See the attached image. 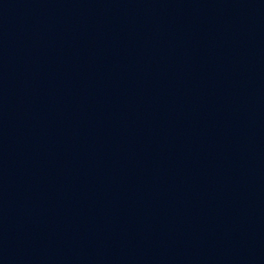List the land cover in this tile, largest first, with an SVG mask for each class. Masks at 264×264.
I'll list each match as a JSON object with an SVG mask.
<instances>
[{
  "label": "water",
  "instance_id": "water-1",
  "mask_svg": "<svg viewBox=\"0 0 264 264\" xmlns=\"http://www.w3.org/2000/svg\"><path fill=\"white\" fill-rule=\"evenodd\" d=\"M0 96L124 264H264V0H0Z\"/></svg>",
  "mask_w": 264,
  "mask_h": 264
}]
</instances>
